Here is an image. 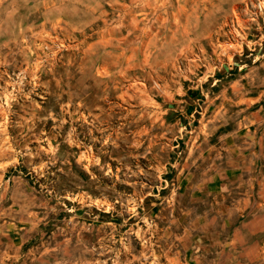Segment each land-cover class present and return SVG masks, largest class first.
Returning a JSON list of instances; mask_svg holds the SVG:
<instances>
[{
	"label": "rangeland",
	"instance_id": "374dc122",
	"mask_svg": "<svg viewBox=\"0 0 264 264\" xmlns=\"http://www.w3.org/2000/svg\"><path fill=\"white\" fill-rule=\"evenodd\" d=\"M0 264H264V0H0Z\"/></svg>",
	"mask_w": 264,
	"mask_h": 264
},
{
	"label": "bare ground",
	"instance_id": "6f19581e",
	"mask_svg": "<svg viewBox=\"0 0 264 264\" xmlns=\"http://www.w3.org/2000/svg\"><path fill=\"white\" fill-rule=\"evenodd\" d=\"M238 22V21H237Z\"/></svg>",
	"mask_w": 264,
	"mask_h": 264
}]
</instances>
